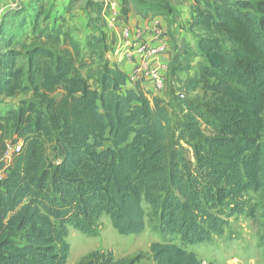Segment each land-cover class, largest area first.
I'll list each match as a JSON object with an SVG mask.
<instances>
[{
	"label": "trees",
	"instance_id": "1",
	"mask_svg": "<svg viewBox=\"0 0 264 264\" xmlns=\"http://www.w3.org/2000/svg\"><path fill=\"white\" fill-rule=\"evenodd\" d=\"M42 1L8 13L24 26L35 13L33 32L46 37L25 53L26 82L22 53L0 27V102L31 94L0 115V150L20 146L0 174V264H66L69 229L94 235L103 216L117 234L139 235L148 209L153 230L183 245L222 235L235 215L264 217V203L245 199L264 194V0L194 5L188 30L200 62L164 105L138 84L127 87L128 75L106 59L102 30L80 50L50 25L49 12L37 26ZM86 6L99 22L101 1ZM120 7L124 21L131 10L173 13L167 0H120ZM64 43L76 55L91 51L97 65L75 66L71 52L55 49ZM195 85L200 96L184 93ZM149 250L155 264H202L173 243ZM81 262L111 264V257L92 253Z\"/></svg>",
	"mask_w": 264,
	"mask_h": 264
},
{
	"label": "rangeland",
	"instance_id": "2",
	"mask_svg": "<svg viewBox=\"0 0 264 264\" xmlns=\"http://www.w3.org/2000/svg\"><path fill=\"white\" fill-rule=\"evenodd\" d=\"M14 0H0V27L5 30H10L13 34V41L11 47L16 48L22 53L17 62V67L22 69L24 82H26L27 74V61L25 53L33 46H39L46 43L45 34L39 30L31 27L30 18L34 17L35 13H31L26 25H21L19 21H15L9 17L8 13L11 10ZM68 0H46L44 3V13L37 21V26H41L44 21L43 17L49 12L51 17H55V21H51L50 25L57 27V29L67 32L74 37H86L84 34H80L84 28V23L79 20V15L85 16L87 31L96 35L98 31L102 29L114 34L113 38L117 42V36L115 32L111 30V27L100 19L102 23L93 19L95 14L89 12L86 4L88 0H72L67 3ZM100 1V0H98ZM176 3V0H171ZM203 1V0H202ZM169 2V1H168ZM181 2H187V0L177 1L180 5ZM201 3V0H194L193 5ZM186 5V4H185ZM191 5V4H188ZM187 5V6H188ZM53 12V13H52ZM60 17H59V16ZM89 24L87 25V23ZM183 30V29H180ZM87 32V33H89ZM77 39L79 49L81 50L82 38ZM116 37V38H115ZM64 40V39H63ZM111 40L114 46L117 44ZM3 42L0 41V50L4 49ZM56 50L63 51V49L71 52L74 56V64L77 66L80 59L85 61L87 58L86 53L76 55L73 52L71 45L64 43L56 46ZM88 54V53H87ZM176 56V55H175ZM183 53L178 55V58H183ZM177 58V57H174ZM193 63V60H189ZM192 65V64H191ZM183 64L174 60L169 72L165 74L167 92L162 99V103L167 104L172 100V97L168 94L169 89H178L182 87L179 80H173L172 72L179 71V67ZM191 67L192 71L195 66ZM84 73V72H82ZM36 83H39V78H36ZM185 87L184 93L189 96H200L201 91L197 85L187 89ZM61 91H57L55 98H59ZM166 95H168L166 97ZM31 94H22L16 98L2 99L0 102V115H3L10 107L17 105L21 99H29ZM264 117V113H263ZM10 159V151L6 150L2 152L0 150V161L5 160L8 164ZM4 170L1 171V175ZM246 201L249 203H264L263 193H248L245 196ZM148 218L146 220V229L139 235L121 236L117 234L110 225L109 220L103 216L96 224V232L94 235L88 236L80 232L69 229L66 241L69 244L70 250L66 264H82V259L92 253L103 254L107 257H111V264H155L150 253L149 247L152 243H173L182 246L188 252H192L196 255L198 260L202 264H264V217L259 214L257 218L251 219L245 214L235 215L228 220V224L222 235L212 236L208 243L188 244L183 245L177 237L169 235H162L153 230L155 225V219L151 217L150 210H146Z\"/></svg>",
	"mask_w": 264,
	"mask_h": 264
},
{
	"label": "crops",
	"instance_id": "3",
	"mask_svg": "<svg viewBox=\"0 0 264 264\" xmlns=\"http://www.w3.org/2000/svg\"><path fill=\"white\" fill-rule=\"evenodd\" d=\"M35 1L36 0H14L13 5H11L10 9H15L21 5L22 6L26 5L29 2L35 3ZM45 1L46 0H43L41 2L43 6H44ZM69 1L71 0H68L67 3ZM73 1L74 0H72V4H73ZM118 1L120 2V0ZM167 1H169L173 9V13L169 17L146 15L142 12H136V11L131 10L127 16L126 21L120 20L118 22L117 27L119 28L122 25H125L132 31L141 29L142 37L146 41H152V38L155 35V30H154L155 26L156 28L160 29L161 32H163L166 35V38L168 40V51L165 55L161 57L162 62L167 65V71L165 72V74L169 72V70H171L170 69L171 63L174 60H177V62L182 63L183 66L179 67V69L181 70L172 72V75H173L172 77H173V80H179V82L181 83L186 78L193 76L194 72L196 71V67L200 62V59L195 54V49H194L195 43H196L195 39L193 35L191 34V32L188 30L189 24L192 19L191 10L194 7L193 5L194 0H187V2H181L180 5L177 4V1H180V0H176V3H173L171 0H167ZM188 4H191V5H188ZM77 17H79V20L82 23H84V28L82 29L80 34H84V36L86 35V37L83 38V35L82 37L80 36L79 37L82 38L83 42H85L86 38L91 36V34L89 31H87L88 28L85 26L86 24L85 16L79 15ZM155 22L156 24H154ZM180 29H183V30H180ZM102 31L106 35V44L109 47V51L106 53V59L110 62V64H115L123 73H125L126 75H129V72L132 68V64L126 60L118 62L117 57L114 55L116 45L114 46V44L111 43V40H115L113 38L114 34L108 33L106 29L105 30L102 29ZM112 31H114V29L111 30L110 32ZM114 32L116 34L115 36H117V42H118L119 36L116 31ZM70 36L76 41L77 39H79V37H74L73 35H70ZM114 42H116V40ZM181 53H183V56H182L183 58H178V55ZM90 55H91V51H89L88 54L86 53L85 56L87 58L85 59V61H89V63H91L93 66H96L97 60L93 57L90 59ZM174 57H177V58H174ZM189 60H193V63H190ZM189 66H195V68L193 69L194 71H192L191 67ZM165 82H166V78H165ZM138 85H139V89L145 94V96L148 99L154 100L158 104L163 105L162 99L164 100L163 97L167 93L165 89L162 92H157L152 88L150 82L148 81L141 82ZM135 86H136L135 84L127 83V87L129 88H134ZM165 87H166V84H165ZM167 96L168 95H166V97Z\"/></svg>",
	"mask_w": 264,
	"mask_h": 264
},
{
	"label": "built area",
	"instance_id": "4",
	"mask_svg": "<svg viewBox=\"0 0 264 264\" xmlns=\"http://www.w3.org/2000/svg\"><path fill=\"white\" fill-rule=\"evenodd\" d=\"M100 1L102 3L101 18L119 36L114 55L118 62L126 60L132 64L127 82L137 85L148 81L155 91L162 92L165 89V72L167 71V65L161 60L168 51L166 35L155 26L152 41H146L142 37L141 29L132 31L125 25L118 28V22L123 21L120 2L118 0ZM6 147L10 151V156L20 150L19 145L7 144Z\"/></svg>",
	"mask_w": 264,
	"mask_h": 264
},
{
	"label": "water",
	"instance_id": "5",
	"mask_svg": "<svg viewBox=\"0 0 264 264\" xmlns=\"http://www.w3.org/2000/svg\"><path fill=\"white\" fill-rule=\"evenodd\" d=\"M7 167V162L5 160L0 161V173Z\"/></svg>",
	"mask_w": 264,
	"mask_h": 264
}]
</instances>
